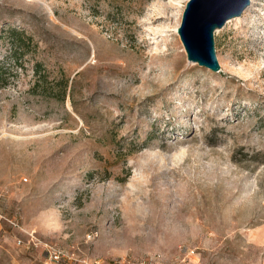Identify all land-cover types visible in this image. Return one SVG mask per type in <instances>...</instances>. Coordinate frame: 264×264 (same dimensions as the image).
<instances>
[{
    "label": "rangeland",
    "instance_id": "rangeland-1",
    "mask_svg": "<svg viewBox=\"0 0 264 264\" xmlns=\"http://www.w3.org/2000/svg\"><path fill=\"white\" fill-rule=\"evenodd\" d=\"M186 2L0 0V264H264V0L214 33L218 73Z\"/></svg>",
    "mask_w": 264,
    "mask_h": 264
},
{
    "label": "water",
    "instance_id": "water-1",
    "mask_svg": "<svg viewBox=\"0 0 264 264\" xmlns=\"http://www.w3.org/2000/svg\"><path fill=\"white\" fill-rule=\"evenodd\" d=\"M249 4L250 0H187L176 31L187 61L218 73L214 33L240 17Z\"/></svg>",
    "mask_w": 264,
    "mask_h": 264
},
{
    "label": "built area",
    "instance_id": "built-area-1",
    "mask_svg": "<svg viewBox=\"0 0 264 264\" xmlns=\"http://www.w3.org/2000/svg\"><path fill=\"white\" fill-rule=\"evenodd\" d=\"M1 218V216H0ZM12 225H15L12 222H9ZM29 244H34L36 247L38 245L33 242V234L29 235ZM18 244H21V241H18ZM45 254L46 260L44 264H60L62 260L67 259L71 260L72 257H68L63 251L56 249L50 245L45 244ZM192 253V252H191ZM187 256L183 255L181 252L178 253L175 257L166 258L160 255H154L151 257L143 258V259H116L111 262H106L102 259H83L78 261L79 264H185Z\"/></svg>",
    "mask_w": 264,
    "mask_h": 264
},
{
    "label": "bare ground",
    "instance_id": "bare-ground-1",
    "mask_svg": "<svg viewBox=\"0 0 264 264\" xmlns=\"http://www.w3.org/2000/svg\"><path fill=\"white\" fill-rule=\"evenodd\" d=\"M253 2V0H250V2ZM40 3V2H39ZM42 4V3H41ZM43 6H45L44 4H42ZM48 8V7H47ZM49 10H50V8H48ZM51 13V12H50ZM52 15V14H51ZM234 19H236V18H234ZM231 20H233V19H231ZM230 21V20H229ZM226 23H228V21L226 22ZM178 28V27H177ZM177 28L175 29V33H176V31H177ZM177 34V33H176ZM192 65H193V63H191Z\"/></svg>",
    "mask_w": 264,
    "mask_h": 264
},
{
    "label": "trees",
    "instance_id": "trees-1",
    "mask_svg": "<svg viewBox=\"0 0 264 264\" xmlns=\"http://www.w3.org/2000/svg\"><path fill=\"white\" fill-rule=\"evenodd\" d=\"M12 32H13V31H12ZM14 36H15V38H16V41H17V40H21V39H20L21 37H20L17 33H16V35H15V33H14Z\"/></svg>",
    "mask_w": 264,
    "mask_h": 264
}]
</instances>
